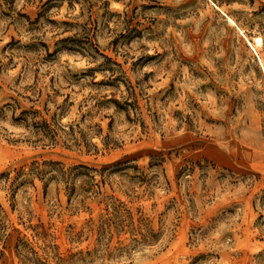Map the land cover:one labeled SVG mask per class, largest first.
Instances as JSON below:
<instances>
[{"label":"rangeland","instance_id":"1","mask_svg":"<svg viewBox=\"0 0 264 264\" xmlns=\"http://www.w3.org/2000/svg\"><path fill=\"white\" fill-rule=\"evenodd\" d=\"M258 57L264 0H0V264H264Z\"/></svg>","mask_w":264,"mask_h":264},{"label":"bare ground","instance_id":"2","mask_svg":"<svg viewBox=\"0 0 264 264\" xmlns=\"http://www.w3.org/2000/svg\"><path fill=\"white\" fill-rule=\"evenodd\" d=\"M216 7V6H215ZM227 19H228V21L232 24V25H234L235 27H237V25H236V23L233 21V19H231L228 15H226L220 8H218V7H216ZM237 29H238V31L240 32V34L243 36V38L246 40V42H247V44L250 46V48L254 51V52H256V48L255 47H261L262 46V44H263V39H262V37L260 36V35H255L254 37H253V43L252 42H250L246 37H245V35H244V33H243V30H241V29H239L238 27H237ZM257 53V52H256ZM258 60H259V63H260V65L262 66V62H261V60H260V58L258 57ZM262 69H263V73H264V68H263V66H262Z\"/></svg>","mask_w":264,"mask_h":264}]
</instances>
